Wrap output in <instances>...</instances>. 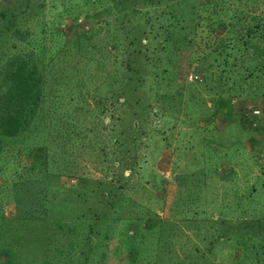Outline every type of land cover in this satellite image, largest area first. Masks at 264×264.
<instances>
[{
  "label": "rangeland",
  "instance_id": "374dc122",
  "mask_svg": "<svg viewBox=\"0 0 264 264\" xmlns=\"http://www.w3.org/2000/svg\"><path fill=\"white\" fill-rule=\"evenodd\" d=\"M80 1L0 0L16 15L10 56L46 60L86 30L101 59L84 81L68 75L93 63L84 55L64 71L43 64L54 87L79 91L69 126L46 146L57 173L38 194L39 218L21 213L17 191L26 200L32 183L17 187L3 160L43 143L44 132L0 138V264H264V117L250 114L264 109V92L255 79L238 93L201 80L224 62L243 70L229 25L240 11L241 24L252 22L264 3L185 0L178 21L170 3L179 0ZM218 40L223 48H206Z\"/></svg>",
  "mask_w": 264,
  "mask_h": 264
},
{
  "label": "trees",
  "instance_id": "16d2710c",
  "mask_svg": "<svg viewBox=\"0 0 264 264\" xmlns=\"http://www.w3.org/2000/svg\"><path fill=\"white\" fill-rule=\"evenodd\" d=\"M157 1L159 2L162 0ZM183 1L185 0L176 2V4L180 6H174L173 3H170V7H172L170 8V13L173 20L178 19V21H183ZM212 1L207 0L206 3L212 2V6H215V1ZM218 1L221 0H217V2ZM250 1L251 3H256L257 1H262L264 3V0ZM80 2L85 4L89 2V0H81ZM146 3H148V0H146ZM194 5L195 4H190L188 6ZM243 12L240 11L229 27L231 28L234 26V29H231V31L234 32V37L237 39V42H235L237 50L243 55L246 54L244 59L247 61V64L244 66L243 70L240 71L238 68L233 67L234 65L232 62H224L225 64L220 63L219 70L216 68L209 69L202 75L201 80L207 84H211L213 88H216L218 84H224L229 85V88L233 89V84H236L237 86L234 87V91L238 93L248 88V85H250L248 83L255 79L257 81L256 88L263 93L264 12L250 14L252 22H247L245 25L240 23V20L246 19V13L244 12L243 14ZM186 13L189 16L186 18L187 20L198 18L197 8L194 11L190 9ZM15 17V11L11 6H0V64L3 67V72H0V138L20 136L24 133L28 134L35 129H41L44 132L45 138L43 143L34 147L30 145L27 147L28 149H24L23 151L20 149L15 151L16 163L14 162L13 154L8 155L6 159L3 158V161H6L4 166L8 168L10 165L14 166L12 174L16 175V179L13 183L17 184V187L20 186V188H22L24 185L27 187L29 182L32 183V186L29 187V192L27 193L28 198L26 200L22 201L20 196L21 191H17L18 196L14 201L22 210L21 213L27 218H34V216L39 218V214L36 212L45 213V211L41 208H35V202L39 199L38 194H42L44 185L49 184L51 178L57 173L53 170V167H51V160L54 158V155L51 154L49 156L46 146L49 140V144H53V141H56L54 138L50 137L52 136V132L58 133L62 128L67 127L69 114H67L66 108H68L69 101H72L71 104L76 107L73 100L79 91L74 88L73 90L61 91V88H59L60 86L57 84L54 87V83L52 84V81L46 78L48 70L43 68V64L47 60L54 59L56 65L54 70L57 71L61 69L60 71H64L62 65L66 63L68 59L72 60V55L76 53L84 55V57L87 58L86 60L90 59L93 63L85 65L82 69L78 66L80 70L74 69L68 74L74 76V78L78 80L83 79L82 81H84L87 77L84 71L90 68L91 65L93 66V71L96 73L99 69L101 59L100 56L93 53L95 46L86 43V38L91 36L89 31L86 32V30L83 32L75 31L73 42L68 43V45L63 43L65 41L63 39L58 47L49 50L46 60L43 59V55L36 54L35 58L29 54H27V56L22 54L14 57L13 55L10 56L11 49L8 47V44L9 41H13L12 38L14 39L13 31L16 28V23H14ZM218 23L216 22V25ZM179 39L183 46L192 44V39L187 36L180 37ZM220 44L221 41L218 40L215 41V43L207 44L206 48L209 47L208 49H214L217 46L223 48ZM227 44H229V42H227ZM224 66L225 70H223ZM82 84L83 83L79 81L77 86ZM64 118L67 124L64 122ZM51 120H53L54 124L50 123ZM51 129L55 130L51 131ZM46 133H49V135ZM68 138L69 136L66 135L63 145H70L71 141L68 142ZM1 150L2 148L0 145V151ZM21 154L27 155L29 157V162L20 164L18 157H20ZM8 159L12 161H8ZM15 172L17 174H15ZM41 180H44L43 185L38 184ZM10 253L8 254V262L12 261Z\"/></svg>",
  "mask_w": 264,
  "mask_h": 264
},
{
  "label": "built area",
  "instance_id": "2783aa9c",
  "mask_svg": "<svg viewBox=\"0 0 264 264\" xmlns=\"http://www.w3.org/2000/svg\"><path fill=\"white\" fill-rule=\"evenodd\" d=\"M193 76H195V74H192V73L188 74V78H192ZM250 114L254 116V118H257V116L264 117V109L253 107L250 109ZM252 124H255V121H253Z\"/></svg>",
  "mask_w": 264,
  "mask_h": 264
}]
</instances>
